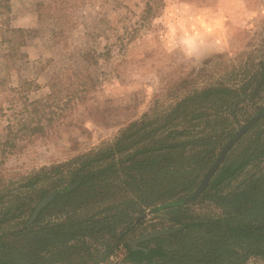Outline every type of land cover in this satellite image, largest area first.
Segmentation results:
<instances>
[{
    "label": "rangeland",
    "instance_id": "1",
    "mask_svg": "<svg viewBox=\"0 0 264 264\" xmlns=\"http://www.w3.org/2000/svg\"><path fill=\"white\" fill-rule=\"evenodd\" d=\"M261 65L264 0H0V192ZM165 217L147 211L139 232Z\"/></svg>",
    "mask_w": 264,
    "mask_h": 264
},
{
    "label": "trees",
    "instance_id": "2",
    "mask_svg": "<svg viewBox=\"0 0 264 264\" xmlns=\"http://www.w3.org/2000/svg\"><path fill=\"white\" fill-rule=\"evenodd\" d=\"M263 76L261 65L241 87L194 91L103 147L1 191L0 264H104L119 248L129 264L264 262ZM254 118L201 194L171 205L195 192ZM201 205L217 212H196ZM147 211L166 215L161 229L139 232ZM156 232L168 233L137 249L127 240Z\"/></svg>",
    "mask_w": 264,
    "mask_h": 264
},
{
    "label": "water",
    "instance_id": "3",
    "mask_svg": "<svg viewBox=\"0 0 264 264\" xmlns=\"http://www.w3.org/2000/svg\"><path fill=\"white\" fill-rule=\"evenodd\" d=\"M263 81H264V76L262 78L261 83ZM255 120H256V118L252 119L251 121H249L245 125H243L235 133V135L224 145V147L219 152L217 158L215 159L214 163L211 165V167L209 168V170L203 176V178H202L201 182L199 183L198 187L196 188L195 192L193 194H191L190 197H188V198H186V199H184L182 201L175 202V203H173L171 205H180V204H184V203H189V202H191L192 200H194L195 198H197L201 194V192L206 187V185L209 182V180L211 179V177L214 175V173L217 171V169L222 164V162H223L225 156L227 155L228 151L252 127V125L255 122ZM46 200L42 201L38 205V207L36 209V212L46 204ZM149 213H153V212L152 211H149ZM167 233L168 232H156V233H152V234H149V235H144V236H141V237H139V238L131 241L129 244L132 246L133 249H137V247H136V244L137 243L144 242V241H146V240H148L150 238H153L155 236L163 235V234H167Z\"/></svg>",
    "mask_w": 264,
    "mask_h": 264
}]
</instances>
